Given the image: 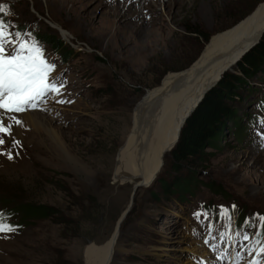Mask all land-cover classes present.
Wrapping results in <instances>:
<instances>
[{"label": "rangeland", "instance_id": "obj_1", "mask_svg": "<svg viewBox=\"0 0 264 264\" xmlns=\"http://www.w3.org/2000/svg\"><path fill=\"white\" fill-rule=\"evenodd\" d=\"M85 1L76 11L48 0H0L7 6L0 19L11 25L10 31H22L25 39L33 33L45 58L56 64L53 75L64 81L62 94L49 97L47 111L33 110L50 119L60 113L52 123L62 136L60 143L29 127L25 133L34 140H19L11 149L12 159L0 155V215L27 202L49 213L24 226L21 216H15L10 224L15 231L0 233V264H54L59 258L90 264L94 259L87 250L104 247L115 235L118 248L112 264H204L207 254L215 259L212 244H227L219 238L226 222L221 206L232 216V231L240 228L254 236V227L246 228L244 222L256 225L252 218L264 215V125L259 123L264 119V71L231 104L238 128L191 169L175 173L171 150L150 186L139 178L122 182L115 174L124 134L146 94L168 76L189 70L213 37L255 15L264 1ZM198 9L209 12L208 20ZM189 30L202 32L209 41ZM49 34L74 55L66 58L47 46L43 35ZM143 51L149 56L139 62ZM59 99L71 102L60 104ZM8 147L6 143L4 149ZM182 183L193 184L191 194L182 197L174 188ZM191 246L199 247L198 255ZM243 256L241 264H248L255 253L245 251Z\"/></svg>", "mask_w": 264, "mask_h": 264}, {"label": "bare ground", "instance_id": "obj_2", "mask_svg": "<svg viewBox=\"0 0 264 264\" xmlns=\"http://www.w3.org/2000/svg\"><path fill=\"white\" fill-rule=\"evenodd\" d=\"M48 1L58 3L60 7L70 6L76 11L84 5L83 2H86L85 0ZM195 7L196 5H191L192 9ZM197 13L204 19L209 17V12L203 9H198ZM263 31L264 5L262 9H258L255 15L213 37L205 48L201 59L189 70L168 76L160 87L146 94L142 102L137 105L132 115V125L123 137L122 148L116 163L115 177L118 180L128 182V180L139 178L141 184L145 186H150L155 182L162 167L163 158L168 151L173 149L175 143L177 144L176 141L184 121L198 100L208 87L216 84L227 69L233 68V62L242 56V53L254 41L260 39ZM107 33V31L103 32V37L107 36ZM63 35L64 39L68 41L66 39L68 37L64 33ZM145 55L148 53L143 51V55L139 57L138 61L146 58ZM14 115L24 121L22 127L14 126L13 132L14 137L21 142L25 141V137L27 140H34L25 133L29 127L47 132L57 143L62 140L59 130L52 125L53 121L59 120L60 113L57 117L49 115L53 116V119L39 111ZM127 124L126 120L122 126H127ZM117 248L118 238L115 235L104 247L88 249L87 254L92 255L94 259L90 264H109L113 260ZM191 251L198 255L200 249L195 246ZM206 257L202 260L204 264L218 263L216 259L211 258L210 254H207ZM185 264H192V262L187 260Z\"/></svg>", "mask_w": 264, "mask_h": 264}, {"label": "snow or ice", "instance_id": "obj_3", "mask_svg": "<svg viewBox=\"0 0 264 264\" xmlns=\"http://www.w3.org/2000/svg\"><path fill=\"white\" fill-rule=\"evenodd\" d=\"M7 10L6 5H0V12ZM11 25L0 19V155H6L12 159V148L19 146L20 141L14 137V126L22 127L24 121L18 118L21 113H29L33 110L47 111L46 103L50 96H60L64 87V81L53 75L56 68L55 62L45 58L44 49L38 39L33 38V33L28 32L29 37L17 30L10 31ZM57 103H70L59 99ZM6 117V118H5ZM264 125V119L259 121ZM9 138V139H6ZM9 147L4 149L5 144ZM264 143V137H261ZM233 210L235 205L232 206ZM197 216L200 213L196 214ZM207 218V213L204 214ZM221 216L225 218V231H221V242L227 240L224 248L211 245V251L215 254L218 264L227 260L228 264H241L243 253H255L248 264H264V215L256 214L252 219L258 224H249L246 219V228L254 227V236L250 237L247 230L240 228L231 230L232 216L221 206ZM209 232L212 225L209 224ZM16 226L4 222V216L0 215V233L15 231ZM247 242V243H245ZM208 244L207 239L204 240ZM231 248V254L229 253ZM238 249V250H237Z\"/></svg>", "mask_w": 264, "mask_h": 264}, {"label": "trees", "instance_id": "obj_4", "mask_svg": "<svg viewBox=\"0 0 264 264\" xmlns=\"http://www.w3.org/2000/svg\"><path fill=\"white\" fill-rule=\"evenodd\" d=\"M189 32L202 38L206 43L209 41V38L200 31L189 30ZM43 38V40H47L44 42L47 46L58 53L62 52L65 54L64 57L74 55V51L66 47L65 43L56 35H43ZM234 69L220 77L222 78L220 82L208 91L186 121L179 141L170 153V166L175 173L183 168L191 169L198 161L204 160L209 155L207 151L217 149L220 142L225 138V134L239 125L236 112L232 109L231 104L240 95V90L246 83L264 71V35L260 42L242 57ZM208 89L209 87L206 91ZM174 185L182 197L192 193L193 184L191 183ZM165 188L167 189L166 195L172 193L169 186ZM28 204L30 203L27 202V204L6 209V212H9L11 216L3 211L1 215L4 216V222L12 224L15 222V216L18 215L21 216L22 223L20 225H23V223L28 224L29 220L49 215L48 209H41L42 211H40L34 208L32 203ZM7 219L10 221L8 222ZM54 264L74 263L59 258L54 261Z\"/></svg>", "mask_w": 264, "mask_h": 264}, {"label": "water", "instance_id": "obj_5", "mask_svg": "<svg viewBox=\"0 0 264 264\" xmlns=\"http://www.w3.org/2000/svg\"><path fill=\"white\" fill-rule=\"evenodd\" d=\"M257 10H258V8H257ZM263 35H264V32H262V36L260 37V39L254 41V42H253V43H252V44H251V45L245 50V52L243 53V55L240 56L238 59H236V60L233 62V64H232V67H233V68L237 65V63L242 59V57H243L246 53H248L252 48H254V47L260 42V40L262 39ZM230 69H231V68L227 69V70L224 72V74H225L226 72H228ZM221 79H222V78H220V79L216 82V84H214L213 86H211V87L205 92V94H204V95L198 100V102L196 103V105H195V107L193 108V110H192V111L188 114V116L186 117V119H185V121H184V125H185L186 121L188 120V118L192 115V113H193V112L195 111V109L198 107V105L202 102L204 96L208 93V91H210L212 88H214V87L220 82ZM184 125H183V127H184ZM183 127H182V129H183ZM182 129H181V131H182ZM181 131H180V134H181ZM180 134H179V137H178V139H177V143H178V141H179ZM123 221H124V217L120 220V222H119V224H118L117 233H119V229H120L121 223H123ZM112 262H113V260L111 261V264H112Z\"/></svg>", "mask_w": 264, "mask_h": 264}]
</instances>
